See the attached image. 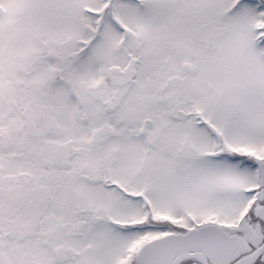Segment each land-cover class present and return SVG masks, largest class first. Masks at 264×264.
<instances>
[{
  "label": "snow or ice",
  "instance_id": "6c2138e0",
  "mask_svg": "<svg viewBox=\"0 0 264 264\" xmlns=\"http://www.w3.org/2000/svg\"><path fill=\"white\" fill-rule=\"evenodd\" d=\"M0 264H264V0H0Z\"/></svg>",
  "mask_w": 264,
  "mask_h": 264
}]
</instances>
